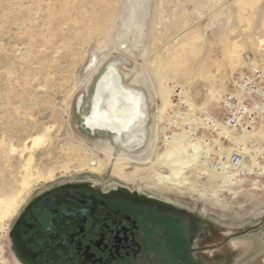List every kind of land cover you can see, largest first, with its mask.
<instances>
[{
  "label": "rangeland",
  "instance_id": "1",
  "mask_svg": "<svg viewBox=\"0 0 264 264\" xmlns=\"http://www.w3.org/2000/svg\"><path fill=\"white\" fill-rule=\"evenodd\" d=\"M138 2L136 25L130 26L137 0H0V264H17L9 233L25 206L59 183L120 184L235 226L254 223L264 211V195L220 193L221 208L199 193L150 189L157 179L150 165L135 182L114 176L112 164L98 175L87 166L91 159L107 163L104 142L115 140L85 122L96 83L110 65L121 71L124 87L144 96L148 127L158 123L167 94L176 104L183 89L217 114L247 59L264 67V0ZM125 41L131 51L122 50ZM212 90L219 96L210 102ZM173 109L167 108L160 127ZM39 135L45 143L29 149ZM255 239L264 243V228Z\"/></svg>",
  "mask_w": 264,
  "mask_h": 264
},
{
  "label": "flooded vegetation",
  "instance_id": "2",
  "mask_svg": "<svg viewBox=\"0 0 264 264\" xmlns=\"http://www.w3.org/2000/svg\"><path fill=\"white\" fill-rule=\"evenodd\" d=\"M262 228L264 211L252 224L228 225L120 184L78 180L29 201L9 252L17 264H257Z\"/></svg>",
  "mask_w": 264,
  "mask_h": 264
},
{
  "label": "bare ground",
  "instance_id": "3",
  "mask_svg": "<svg viewBox=\"0 0 264 264\" xmlns=\"http://www.w3.org/2000/svg\"><path fill=\"white\" fill-rule=\"evenodd\" d=\"M138 4L140 3L137 0V5H134L135 10L133 12L131 11L130 26L136 25L135 19L138 17L136 11L139 7ZM192 38L194 37L189 39ZM187 41H185V43ZM123 43L126 44V47H123L124 49L122 50L126 52L132 50L133 47L130 45L131 43L127 41ZM185 43H183V45ZM260 43L264 45V39L260 40ZM122 53L125 54V52ZM108 59L106 61H108ZM97 62L100 64L99 59ZM254 62L257 63L256 61ZM96 70L99 73L101 67L98 65ZM120 72L117 66L110 65L99 77L92 96V108L90 113L85 116L86 125L90 129L108 132L113 134V138L115 139L113 142L112 140L104 142L103 151L106 155L107 163L97 159L89 160L87 166L92 172L98 175L112 164L114 176L127 182H135L137 179L141 180L139 178L141 177V172L146 170L143 166L150 165L149 168L153 169L155 175H157V179L151 181L150 189L158 188L166 192L177 191L179 193H184L186 191H191L199 193L202 198L211 200L213 205L221 206V208H225L219 197L221 192H230L234 194V196H238L239 193L243 192L240 189H233L220 183L219 178L214 174L208 173L207 177H202V171L198 167L197 161L200 150L199 144L186 145L182 137L177 136V138L161 150L159 146L161 133L159 122L163 121V116L167 108L174 107V102L171 101V95L167 94L163 99V106L159 109L160 115L157 116L158 123L155 122L154 125L148 127L142 122V119L143 121L144 119L146 120L147 113L144 109V96L141 93H136L131 86L125 85L126 87H124L123 77ZM124 77L127 78L128 74L124 73ZM138 83L139 82L136 80L132 85H139ZM183 92L186 93V102L193 111L197 110L210 113L208 103H201L198 105L188 91L183 90ZM218 96V91L212 90L210 102L218 100ZM150 99L153 103L154 100L151 96ZM154 121H156L155 118ZM45 141L46 136H36L31 141L29 149H36L43 145ZM117 146H120L121 150L117 151ZM116 153L117 157L115 158ZM132 163L137 164L138 167L133 168L134 170L129 173L126 169ZM155 166L161 169L163 168V171L158 169L155 170ZM201 182L204 184L203 190L198 189V185ZM208 184H211V187H206ZM13 201H5L7 204V208L6 206L5 208H10ZM257 264H264V257H261Z\"/></svg>",
  "mask_w": 264,
  "mask_h": 264
},
{
  "label": "built area",
  "instance_id": "4",
  "mask_svg": "<svg viewBox=\"0 0 264 264\" xmlns=\"http://www.w3.org/2000/svg\"><path fill=\"white\" fill-rule=\"evenodd\" d=\"M176 96L174 109L160 127V147L177 136L186 145L199 144L202 177L214 174L220 183L242 190L239 195H264V67L248 58L217 114L193 111L183 89Z\"/></svg>",
  "mask_w": 264,
  "mask_h": 264
},
{
  "label": "water",
  "instance_id": "5",
  "mask_svg": "<svg viewBox=\"0 0 264 264\" xmlns=\"http://www.w3.org/2000/svg\"><path fill=\"white\" fill-rule=\"evenodd\" d=\"M92 108V107H91Z\"/></svg>",
  "mask_w": 264,
  "mask_h": 264
}]
</instances>
